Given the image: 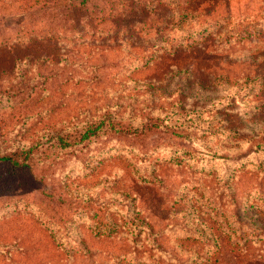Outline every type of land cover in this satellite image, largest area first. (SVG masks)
<instances>
[{"label":"rangeland","instance_id":"obj_1","mask_svg":"<svg viewBox=\"0 0 264 264\" xmlns=\"http://www.w3.org/2000/svg\"><path fill=\"white\" fill-rule=\"evenodd\" d=\"M12 153L0 264H264V0H0Z\"/></svg>","mask_w":264,"mask_h":264},{"label":"trees","instance_id":"obj_2","mask_svg":"<svg viewBox=\"0 0 264 264\" xmlns=\"http://www.w3.org/2000/svg\"><path fill=\"white\" fill-rule=\"evenodd\" d=\"M191 46V44L189 45ZM95 132V129L93 130H90V129H87L85 130L83 133H80L78 134V136H72V135H58L56 137V140H55V144L60 147V148H64V147H67L69 144H70V141L71 139H79V140H82V139H87L89 138L91 135H93ZM19 153H12V154H9V155H5V156H1L0 157V162H8L10 165H13V166H19L18 165V158H19Z\"/></svg>","mask_w":264,"mask_h":264}]
</instances>
